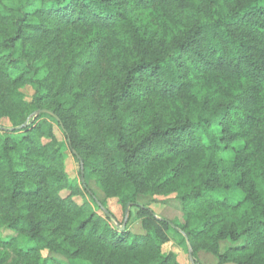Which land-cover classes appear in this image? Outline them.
Returning a JSON list of instances; mask_svg holds the SVG:
<instances>
[{
    "label": "trees",
    "instance_id": "1",
    "mask_svg": "<svg viewBox=\"0 0 264 264\" xmlns=\"http://www.w3.org/2000/svg\"><path fill=\"white\" fill-rule=\"evenodd\" d=\"M2 118L13 129L0 130V249L25 264H55L44 250L178 264L162 251L174 228L194 249L208 238L219 264H264V0H0ZM66 144L85 183L65 170ZM200 164L182 227L139 206L146 232L121 231L88 186L135 205ZM226 241L248 257L222 253Z\"/></svg>",
    "mask_w": 264,
    "mask_h": 264
},
{
    "label": "rangeland",
    "instance_id": "2",
    "mask_svg": "<svg viewBox=\"0 0 264 264\" xmlns=\"http://www.w3.org/2000/svg\"><path fill=\"white\" fill-rule=\"evenodd\" d=\"M134 16H139L135 13ZM143 21L146 24H150L159 31V27L156 23V18H154L151 13H144ZM142 18V17H141ZM150 21H147V20ZM141 22V19L139 20ZM141 24V23H140ZM23 93L26 96V100L30 101L31 97L34 95V89L31 86H25ZM191 101H188V105ZM34 119L31 116L26 122ZM8 129L12 130V123L8 118H2L0 120V130ZM1 132V131H0ZM56 133L62 139V132L59 128H56ZM66 163L65 170L69 174L70 178L75 182L82 184L80 175V164L77 161L75 155L72 153L66 144L65 148ZM231 157V156H229ZM203 169V164H200L199 168L195 172L188 174L186 177L181 178L164 189H158L156 191H151L146 189L141 191L137 196V204L132 205L128 208V205H124L120 202L119 198L114 195L107 194L102 190L97 183L95 178H90L88 186L103 203L105 209L111 212L115 219L110 223L113 227L121 231H129L137 234H144L146 230L143 227L142 219L138 216L139 206H145L150 209L156 218L166 219L170 221L175 227L176 225L182 227L185 225L189 218L186 214V208L180 199V195L183 190L191 187L195 181L199 179ZM196 183V182H195ZM230 199H232V204H237V200L241 201L244 198V193L242 191L230 192ZM65 195V192H64ZM83 196V198H82ZM91 196V195H90ZM75 200L78 203H82L83 200L89 199L88 194L82 193L80 195H75ZM237 199V200H236ZM102 214L101 212H99ZM127 219V220H126ZM126 221V222H125ZM124 225V229L121 227ZM180 229V228H179ZM4 233V230L2 231ZM9 233V232H8ZM6 235V233H4ZM13 235V233H12ZM169 240L163 246L164 256H173L174 260L178 264H219L218 256L211 250V244L207 239H202L197 243L196 249L193 248L189 238L186 236L182 230L172 229L168 232ZM234 248V244L226 241L221 243L220 251L224 253L229 250L231 257H243L247 258L248 253L246 251H235L231 250ZM9 256V257H8ZM50 259V261H55V264H93L87 260H68L60 255H52L51 253L44 250L41 252V260ZM40 260V262H41ZM22 258H18L13 252L0 249V264H25ZM34 264V262H32Z\"/></svg>",
    "mask_w": 264,
    "mask_h": 264
},
{
    "label": "water",
    "instance_id": "3",
    "mask_svg": "<svg viewBox=\"0 0 264 264\" xmlns=\"http://www.w3.org/2000/svg\"><path fill=\"white\" fill-rule=\"evenodd\" d=\"M40 114H49V115H51V116H53L60 124H61V122H60V118L53 112V111H51V110H48V109H42V110H38L36 113H35V117L36 116H38V115H40ZM27 125V123H25L24 125H22V126H20V127H18L17 129H22L24 126H26ZM61 127L64 129V126L61 124ZM71 151H72V153L76 156V157H78V159L81 161V166H82V182L83 183H85V178H84V167H83V164H82V160H81V158H80V156L73 150V149H71ZM132 206V204H129L128 205V208H130ZM127 220V219H126ZM126 222V221H125ZM121 229H124V225L121 227ZM226 264H236V263H233V262H229V263H226Z\"/></svg>",
    "mask_w": 264,
    "mask_h": 264
}]
</instances>
